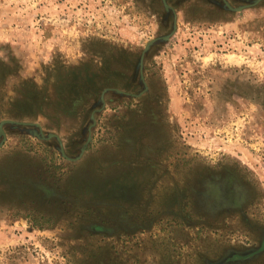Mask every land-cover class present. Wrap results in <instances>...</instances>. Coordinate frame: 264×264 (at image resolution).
<instances>
[{
  "label": "rangeland",
  "instance_id": "rangeland-1",
  "mask_svg": "<svg viewBox=\"0 0 264 264\" xmlns=\"http://www.w3.org/2000/svg\"><path fill=\"white\" fill-rule=\"evenodd\" d=\"M253 1L0 0V264H264Z\"/></svg>",
  "mask_w": 264,
  "mask_h": 264
},
{
  "label": "water",
  "instance_id": "water-1",
  "mask_svg": "<svg viewBox=\"0 0 264 264\" xmlns=\"http://www.w3.org/2000/svg\"><path fill=\"white\" fill-rule=\"evenodd\" d=\"M261 1H262V0H254L253 2H251V3H249V4H246V5L241 6V7H238V8H232V9L235 10V11H240V10H243V9H245V8H249V7L255 6V5H257L258 3H260ZM225 3H226V5H228V2L225 1ZM228 6H229V5H228ZM230 8H231V7H230ZM148 48H149V45L146 46L145 51H146ZM143 64H144V52H143V54H142V56H141V58H140V66H141V75H142V77H143ZM102 99H103V97H102ZM4 123H5L4 121L1 122V124H0V131H2V125H3Z\"/></svg>",
  "mask_w": 264,
  "mask_h": 264
},
{
  "label": "flooded vegetation",
  "instance_id": "flooded-vegetation-1",
  "mask_svg": "<svg viewBox=\"0 0 264 264\" xmlns=\"http://www.w3.org/2000/svg\"><path fill=\"white\" fill-rule=\"evenodd\" d=\"M142 56V55H141Z\"/></svg>",
  "mask_w": 264,
  "mask_h": 264
}]
</instances>
